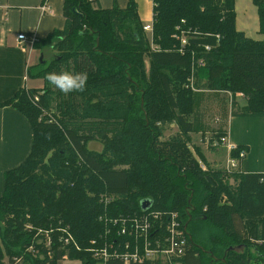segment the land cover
Segmentation results:
<instances>
[{
  "label": "trees",
  "instance_id": "1",
  "mask_svg": "<svg viewBox=\"0 0 264 264\" xmlns=\"http://www.w3.org/2000/svg\"><path fill=\"white\" fill-rule=\"evenodd\" d=\"M251 2L262 41L235 29L234 0H153L149 36L132 0L110 9L63 0V28L32 44L57 53L26 71L43 88H19L0 103L32 132L27 157L3 174L0 264H59L63 255L123 264L92 253L116 231L105 221L143 214V200L151 201L147 216L166 222L176 213L188 223L179 264H264V173L212 169L188 148L190 134L206 130L203 93L240 94L245 106L232 116L264 118V0ZM49 73L86 74V85L65 93ZM168 125L178 132L163 141ZM217 132L212 142L225 137ZM37 232L49 235L48 249ZM68 234L78 250L62 244ZM112 242L121 251L134 240L115 234ZM29 247L40 256L26 255Z\"/></svg>",
  "mask_w": 264,
  "mask_h": 264
},
{
  "label": "crops",
  "instance_id": "2",
  "mask_svg": "<svg viewBox=\"0 0 264 264\" xmlns=\"http://www.w3.org/2000/svg\"><path fill=\"white\" fill-rule=\"evenodd\" d=\"M45 1L48 6L47 12L41 10V5ZM62 2L63 0H0V103L11 98L19 88L37 90L43 88L42 79L29 78L26 74L27 69L38 62L41 52L28 44L20 43L16 36L24 33L28 37L42 39L53 31L61 30L64 26ZM128 2L129 0H96V4L102 9H110L114 4L119 8H125ZM132 2L137 7V15L143 26L151 25L153 1L132 0ZM234 14L235 29L238 32L254 41L263 40L258 31L257 10L251 0H234ZM227 99H229L228 113L224 119H221L222 123L217 129L226 133L225 138L230 145L245 150V157L238 166L239 171L264 173V118L232 116V112L245 106V99L240 94H236L233 100L228 95ZM224 100L227 102L226 99ZM31 143L32 132L27 120L16 110L1 107L0 196L3 191V174L24 161L30 151ZM226 157L227 153L224 150V163L220 167L213 157L205 156V161L210 168L221 169L225 166Z\"/></svg>",
  "mask_w": 264,
  "mask_h": 264
},
{
  "label": "built area",
  "instance_id": "3",
  "mask_svg": "<svg viewBox=\"0 0 264 264\" xmlns=\"http://www.w3.org/2000/svg\"><path fill=\"white\" fill-rule=\"evenodd\" d=\"M90 1V0H89ZM153 1V0H152ZM41 10L43 12L48 11L47 2L41 5ZM143 30L146 32L151 31V25L143 26ZM20 43L28 44L32 47V44L36 40L33 36H26L24 33H19L16 36ZM181 43L184 44L185 41L182 39ZM201 65V64H200ZM191 85V84H190ZM242 97V95H240ZM213 147H221L225 149L227 153L225 166L223 170L226 173H233L238 171V166L241 160L245 157L244 150H239L237 146L230 145L225 137L221 138L219 141L213 142ZM237 152L236 157H232L231 153ZM201 169L204 168L200 165ZM148 211V210H147ZM144 211L143 214L139 216H122L115 219H107L105 222L111 224L116 228V231L112 232L110 235L107 231L108 241H111V246L107 249L108 245L106 240L104 242V247L101 251H96L92 253L93 258L105 262L110 258H120L123 264L132 263H143L149 262L152 264H179L177 262L185 251L187 234L184 230L181 218L176 213H171L169 220L162 222V215L159 213L147 216L149 212ZM164 230V234H160V230ZM114 233V234H113ZM126 236L134 240L133 245L129 242L124 243L123 250L119 251L117 248H113L114 242H112L113 235ZM62 244L64 246H69L70 244L78 247L74 244L72 237L68 234L62 237ZM50 239H43V249H48L50 247ZM96 242L93 241L92 244ZM113 246V247H112ZM37 256H40L39 249L37 250ZM64 259L66 258L63 255ZM14 263L20 262L17 258Z\"/></svg>",
  "mask_w": 264,
  "mask_h": 264
},
{
  "label": "rangeland",
  "instance_id": "4",
  "mask_svg": "<svg viewBox=\"0 0 264 264\" xmlns=\"http://www.w3.org/2000/svg\"><path fill=\"white\" fill-rule=\"evenodd\" d=\"M149 25V24H147ZM144 31V30H143ZM146 35L149 36V32H146ZM43 55V61L49 62L53 57L57 56V53L50 49V48H44L43 50L39 51ZM146 60V59H145ZM146 62V61H145ZM194 90V92H197L195 88H191ZM200 92H203V90H199ZM209 93V92H208ZM225 94H206L203 93L202 99L200 100V114L202 116V124L206 126L205 132L203 134H190V143L188 144L189 151L194 154V150H197L201 153V156L203 157L205 161V156L214 158V161L218 163V167L222 166L224 163V150L223 148H215L213 147V142L216 138V132L217 128H219V124H221V119H224L225 116H227L228 113V107L229 102L227 98L224 96ZM226 99L227 102L224 100ZM213 102V103H212ZM178 132V129L175 125H168L165 127L161 140L165 141L168 138H170L172 135ZM218 133V132H217ZM91 148L99 150L100 147L97 146H91ZM220 150V151H217ZM206 152V154H205ZM215 152V153H213ZM195 156V155H194ZM197 160V158H196ZM198 164L201 165L204 169L207 167L205 163L203 164L199 160H197ZM206 162V161H205ZM187 181V180H186ZM179 183V182H178ZM182 221V220H181ZM183 223V221H182ZM188 223L183 224L184 230H186V234H190V231L187 229ZM201 229H204L203 227L199 229V232ZM2 225L0 224V235L2 233ZM37 234H41L40 232H37ZM36 235V234H35ZM40 236H43L44 239H48L49 235L47 233H42ZM37 249L34 247H29L25 253L26 255H29L30 258L36 259L37 258ZM21 260L22 258H17ZM4 262L7 263L6 257H4ZM18 264H21L18 262ZM59 264H82V262L78 260H63Z\"/></svg>",
  "mask_w": 264,
  "mask_h": 264
},
{
  "label": "clouds",
  "instance_id": "5",
  "mask_svg": "<svg viewBox=\"0 0 264 264\" xmlns=\"http://www.w3.org/2000/svg\"><path fill=\"white\" fill-rule=\"evenodd\" d=\"M46 78L52 85L56 86L60 91L65 93L74 90H83L87 81L86 74H77L75 76H70L67 73H49Z\"/></svg>",
  "mask_w": 264,
  "mask_h": 264
},
{
  "label": "water",
  "instance_id": "6",
  "mask_svg": "<svg viewBox=\"0 0 264 264\" xmlns=\"http://www.w3.org/2000/svg\"><path fill=\"white\" fill-rule=\"evenodd\" d=\"M39 63H43V58H42V55L39 57V60H38ZM141 210L144 212V211H147L149 210V208L151 207V201L149 200H143L141 203Z\"/></svg>",
  "mask_w": 264,
  "mask_h": 264
}]
</instances>
